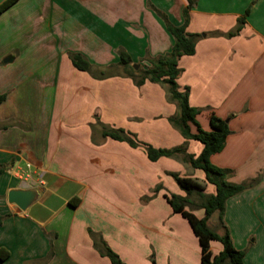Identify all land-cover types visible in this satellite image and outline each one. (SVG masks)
<instances>
[{
  "label": "crops",
  "instance_id": "1",
  "mask_svg": "<svg viewBox=\"0 0 264 264\" xmlns=\"http://www.w3.org/2000/svg\"><path fill=\"white\" fill-rule=\"evenodd\" d=\"M187 6L16 0L0 10V264H112L90 232L123 264H202L199 239L165 197H186L173 174L197 180L205 194L215 186L181 160L151 162L143 148L101 136L105 125L155 149L202 152L169 122L178 108L167 88L137 87L120 66V52L137 70L170 53L167 23L183 26ZM186 31L200 38L195 54L179 60V89L188 88L190 106L203 109L197 121L204 131L211 113L229 120L225 148L210 161L232 173L230 184L259 178L226 202L218 228L246 251L245 264H264V225L250 241L264 222L256 211L264 207V0H198ZM71 55L84 57L91 73L75 68ZM19 188L38 193L25 211L8 200ZM210 250L216 256L222 245L211 242Z\"/></svg>",
  "mask_w": 264,
  "mask_h": 264
},
{
  "label": "trees",
  "instance_id": "2",
  "mask_svg": "<svg viewBox=\"0 0 264 264\" xmlns=\"http://www.w3.org/2000/svg\"><path fill=\"white\" fill-rule=\"evenodd\" d=\"M16 0H8L0 10H4ZM188 6L183 12L185 23L183 26L175 27L167 23V29L175 40L172 51L168 54L151 58L147 60L148 66L144 69L135 70L130 57L125 52H120V66L124 68L127 76L131 77L137 87L143 86L146 82L160 84L167 88V98L178 108L175 117H171L169 122L177 129L186 140L199 142L203 146V150L195 157L188 154L185 146L173 149H155L149 145L139 142L122 129H112L101 125V136L103 138H111L116 141L126 142L132 148H143L151 162H156L161 158H174L181 160L184 164H188L194 170H201L205 175L206 183L215 186V194H205V187L192 178L180 177L173 174L175 182L180 189L186 193V197L177 195L166 196L168 203L173 211L181 214L190 224L194 234L199 239L201 246V263L202 264H245V251H239L233 245L229 231L225 228L223 235H219L208 226V221L215 214H219L220 223L223 224V216L226 202L244 192L247 188L254 186L259 178L250 181L245 185H235L227 182L231 176V172L214 166L210 159L213 155L223 151L226 139L230 134L228 122L222 120L214 113L210 114V131H204L197 121V117L203 112V109L193 108L189 104V90L185 88L183 91L179 89L177 79L182 70L179 68V60L183 56H192L196 51V43L199 35L189 34L186 26L189 21V10L192 9L198 0H187ZM244 23V18L239 20L240 24ZM71 61L75 68L80 71L91 73L92 67L84 57L80 55H71ZM5 96L0 97V104L4 101ZM192 126L196 128V132L192 131ZM160 188V187H159ZM158 191V189H157ZM197 197L198 204H194L191 199ZM187 206H195L202 209L205 213L202 219H198L194 214V208L187 211ZM94 241L95 249L101 255L109 258L112 264H123L120 257L114 253L101 236L90 232ZM211 242H219L222 245L221 252L213 256L210 250Z\"/></svg>",
  "mask_w": 264,
  "mask_h": 264
},
{
  "label": "water",
  "instance_id": "3",
  "mask_svg": "<svg viewBox=\"0 0 264 264\" xmlns=\"http://www.w3.org/2000/svg\"><path fill=\"white\" fill-rule=\"evenodd\" d=\"M37 195L38 193L35 190L29 188H19L9 192L8 200L10 203L16 205L20 210L25 211L36 201Z\"/></svg>",
  "mask_w": 264,
  "mask_h": 264
},
{
  "label": "rangeland",
  "instance_id": "4",
  "mask_svg": "<svg viewBox=\"0 0 264 264\" xmlns=\"http://www.w3.org/2000/svg\"><path fill=\"white\" fill-rule=\"evenodd\" d=\"M136 70L138 69V68H135ZM254 188V186H251V187H249V188H247L246 190H251V189H253ZM191 201L194 203V204H198V200H197V198H192L191 199ZM191 208H194L195 210H198V208H196V207H191ZM256 211H257V214L258 215H263L264 216V207H256ZM224 213H225V211H224ZM218 213H216V214H214L213 216H212V218H211V220H210V222H209V226H210V228L213 230V231H215V230H222L223 232H224V230L223 229H219L218 228V224H220V220H219V217H218ZM261 219H263V218H261ZM262 225H264V222H263V220L261 221V220H259V223H258V228H256V226H254V228H253V237H252V239L250 240L251 242L252 241H254L255 240V238H256V233H255V230L257 229V230H260V229H263L261 226ZM216 228H218V229H216ZM245 251V250H244ZM245 253H246V251H245Z\"/></svg>",
  "mask_w": 264,
  "mask_h": 264
}]
</instances>
